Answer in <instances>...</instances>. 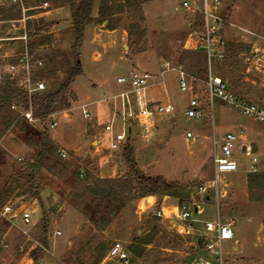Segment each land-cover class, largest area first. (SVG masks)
Masks as SVG:
<instances>
[{
  "label": "rangeland",
  "instance_id": "1",
  "mask_svg": "<svg viewBox=\"0 0 264 264\" xmlns=\"http://www.w3.org/2000/svg\"><path fill=\"white\" fill-rule=\"evenodd\" d=\"M180 1L150 0L141 8V21L132 8H125V0H95L92 22L85 25L80 40L82 75L66 92L69 109L55 112L43 121L28 123L19 116L22 104L11 101L10 105H16V110L10 108L9 112L14 120L6 131L0 127L3 132L0 137V212L7 204L21 205V210L31 211L32 220L28 227H23L19 220L11 225L0 218V264H94L98 247L104 249L105 254L100 264H125L107 257L111 246L118 243L127 249L137 238H147L154 231V225L158 230L155 242L146 251L153 248L165 232L167 246L155 249L160 253L159 259L166 261L161 264H191L193 259L204 255L202 249H197L198 240L204 237L203 224L215 223L217 216L223 225L232 222L234 231L231 240L222 242L225 263L264 264V202H249L245 183L253 165L255 173L264 171V125L220 101L214 102L213 126L206 118L193 121L185 117L189 99L203 97L205 92L206 64L204 68L192 50V43L187 42L188 35L201 25L200 13L181 9ZM220 1L221 9L217 13L229 21L223 29V39L228 44L250 45V50L236 58V61L240 59V65L235 73L218 75L213 64V76L226 83L240 101L264 108V0ZM196 3L201 8L202 0ZM37 5L36 0H22L20 19L0 22V68L11 61L5 59V55L19 51L24 43L7 39L25 34L31 50L42 59V73L50 71L44 81L47 89H53L64 82L73 64L71 47L75 35L71 12L69 7L54 6L48 10L44 5ZM0 7H3L1 1ZM100 7H112L114 15L109 21L115 30H108V23L100 22ZM58 9L61 10L55 11ZM29 13L32 14L28 17ZM38 19H43L49 29L40 34H28V21H32L33 29L38 27ZM164 63L172 67L182 65L191 76V91L180 93L176 75L166 72L163 96L170 99V103L165 104L173 107L172 115L155 117L146 126L132 123L130 135L117 149L111 150L112 140L121 132L118 124H113L112 135L104 131L112 116L106 99L119 90L116 79L132 70L158 76ZM4 80L5 75L0 70V86L4 85ZM105 87L113 91L109 93ZM85 104L89 119L82 116L81 107ZM54 121L57 126L51 128ZM21 123L34 132L30 136L37 145L40 143L38 134L43 133L57 150L65 152V159L56 151L51 161L72 164L68 171L53 174L37 167L38 149L24 140L25 135L18 128ZM1 124H4L3 117ZM240 130L244 135L239 137L238 144L248 145V154L234 151L239 171L220 175L218 193L210 194L209 201L198 197L196 186L213 178L212 138L220 141L227 133L239 134ZM187 132L193 135L192 140H185ZM127 146L133 149L136 171L144 176H161L184 187V202L198 222L194 232L185 233L178 222L177 198L170 197L171 205L167 207H176V212L165 217L160 202L143 205L139 200L126 197L122 209L118 210L121 203L100 202L99 197L84 192L96 179L129 175L130 170L122 158L123 148ZM253 157L257 159L256 164L251 162ZM86 171L90 172L91 179L84 187H78L77 181ZM157 211H161V218L147 224ZM173 234L182 237L174 240L180 244L179 249L173 248ZM43 236L46 246L38 240ZM156 258L155 252L150 262ZM141 263L142 259L128 257L126 264Z\"/></svg>",
  "mask_w": 264,
  "mask_h": 264
},
{
  "label": "built area",
  "instance_id": "2",
  "mask_svg": "<svg viewBox=\"0 0 264 264\" xmlns=\"http://www.w3.org/2000/svg\"><path fill=\"white\" fill-rule=\"evenodd\" d=\"M0 1L3 6H19L22 0ZM180 7L186 11H198L200 13V29L193 30L188 35L187 42L192 43L193 51L204 54L206 62V78L203 83L205 92L203 97L199 98V96H195L189 99L184 111L185 117L193 121H201L206 118L212 125L214 102L220 101L229 109L264 125V108L253 103L240 101L230 91L226 83L213 76L212 65L221 63L225 57L226 42L223 39V29L229 24V21L225 19L223 14L217 13L221 9V1L202 0L201 8H199L196 0H181ZM7 40L23 41L24 43L19 51L13 50L9 55H5V59H10L11 61L3 64L4 68L1 67L0 70L30 102L32 97L41 94L47 89L45 81L37 77V74L44 68L42 59L36 52L29 49L25 34ZM251 54H253V51H251ZM162 68L163 70L158 76L148 72L132 70L116 79V85L119 87V90L106 99V103H109L112 110V116L110 123L105 125L104 131L112 135L113 124H118L120 125L121 132L118 134L116 140H112L110 144L111 150L117 149L130 135L132 123L137 122L140 125L146 126L155 117L172 115V106L153 102L148 98V91L151 87L158 84L164 85L163 75L166 72H172L176 75L177 88L180 93L191 91V76L184 70L182 65L172 67L164 63ZM10 108L12 111H15L16 105L12 104ZM81 110L83 118L89 119L90 115L86 111V107H81ZM19 116L22 121L28 123L37 121L33 117L30 104L27 109H24L23 106L21 107ZM56 126L57 122L51 123V128H55ZM242 135H244V131L240 130L239 134L227 133L220 141L215 140L214 137L212 138L213 178L208 182L200 183L196 186V195L198 197L206 199L210 194L217 195L219 176L236 173L239 170L234 160V151L239 152L241 155L248 154V148L245 145L238 144V139ZM192 139L193 135L187 132L185 140L189 141ZM57 155L61 159L66 158L65 152L62 150H57ZM251 162L252 164H256L257 159L253 157ZM255 172L256 168L253 165L250 168V173ZM21 207V205L17 206L16 204L5 205L1 209L0 218L11 225H15V222L19 220L23 227H28L32 220V213L29 210H21ZM194 213H197L196 209H194ZM155 217L161 218V211H157ZM176 218L185 233L194 232V225L198 222L194 219V215L187 203L183 202L178 206ZM203 233L204 255L203 257L193 259L191 264H226L223 260L222 242L231 240L234 237L232 222L223 225L217 216L215 223L205 222L203 224ZM107 257L119 263L126 264L128 261L126 250L118 243L111 246Z\"/></svg>",
  "mask_w": 264,
  "mask_h": 264
},
{
  "label": "trees",
  "instance_id": "3",
  "mask_svg": "<svg viewBox=\"0 0 264 264\" xmlns=\"http://www.w3.org/2000/svg\"><path fill=\"white\" fill-rule=\"evenodd\" d=\"M149 1L150 0H125V5H127L125 6V8H132L133 14L138 16L141 21H143L141 8L143 4ZM36 2L38 4L37 6L44 5L46 6V9L50 7L54 9L56 6L69 7L75 35V42L71 47L73 64L69 69L68 75L66 76L63 83L58 84V86L53 89L48 87V89H46L41 94L32 97L30 102L24 94H22L14 87L9 78L5 76L4 85L0 86V118L3 117L4 119V124H1L0 127L4 128L3 132L10 127L14 120V118H11L9 116L11 101L14 100L20 102L24 109H27L28 105L30 104L34 119L43 121L55 112L69 109L70 104L68 102V99L66 98V92L69 86L74 82V80L82 75L79 53L80 40L83 37L85 25L92 22L91 12L95 0H36ZM103 2L106 3V1ZM122 8L123 7H121V10ZM111 9L112 7H100L98 16L100 22H107L108 30L113 31L116 29V27L110 25L109 19L114 15V11ZM30 14L32 13H29L28 17L30 16ZM20 16L21 12L18 5L0 7V22L10 23L12 21L19 20ZM31 22L28 21L27 23L26 31L28 32V34H30L31 32L40 34L49 29V25H46L43 19H38V27H34L33 29L31 28ZM195 29H200V25L196 26ZM142 31L144 32V29ZM129 34L132 35L131 33ZM28 46L31 50L30 45ZM225 49L226 52L224 60L221 63H215L214 65V70L218 73V75H232L233 73H235L236 67L240 65V59L236 61V58L239 54L248 52L250 50V45H235L233 43H226ZM195 54L199 58V60L203 62V66L205 68L206 62L204 54L200 52H195ZM223 68H226L227 71H224ZM42 71L37 74V77L39 79L45 80L47 78L46 75H49L50 71H46V74L42 73ZM18 128L20 129V132L25 135L24 140L30 145L37 147L38 152L35 156V163L39 169H45L53 174L68 171L67 169L70 168L72 164L67 162L63 163L51 161L57 151V148L46 137V135H44L43 133L38 134L40 143H38L37 145V142L34 141L30 136L34 132L27 129V126L22 123L18 125ZM3 132L0 131V137L3 135ZM122 158L130 170L129 175L122 178L96 179L93 185L85 187L84 192H89L93 196L99 197L100 202L110 200L113 203H121V205L118 206V210L122 209V202L126 197H129V200H140L151 196H167L179 199V205L184 202L183 197L185 196V189L178 182H168L161 176H144L136 171V165L133 160V149L130 146L123 148ZM90 179V172L86 171L83 178L77 181L78 187H84L86 183H89ZM246 183L249 202H264V172L249 173ZM37 200L38 202H40V199L38 197ZM148 221L149 222H147V224H150L151 221L153 223H156L157 218L151 217L148 219ZM103 223L105 225L106 221H104ZM156 229L157 227L154 225V231H152V233H150L147 238H137L134 243L130 244L128 248L125 249L129 258L135 260L142 259L143 263L141 264H161L166 262L163 259H159L158 255H160V253L158 250H155L161 248V246H167V244H165L164 242V240H166V238L168 237L165 232H163V236L160 237L162 241H157L153 248L146 251L147 247L151 246V244L155 242L158 231ZM44 230L45 231L43 234L46 235V228H44ZM172 238V242H174V240L181 239L182 237L180 235L173 234ZM38 240H40L42 245H47L44 236L42 239L38 238ZM174 244L175 245L173 248L179 249L181 247L178 242H174ZM197 244V249L203 250L202 239H199ZM103 250L104 249H102L101 247H98L95 250L96 260L94 264H100L101 261L105 258ZM155 252L158 259L156 258L154 261L150 262V258L152 255H154ZM167 261H171V259H168Z\"/></svg>",
  "mask_w": 264,
  "mask_h": 264
},
{
  "label": "crops",
  "instance_id": "4",
  "mask_svg": "<svg viewBox=\"0 0 264 264\" xmlns=\"http://www.w3.org/2000/svg\"><path fill=\"white\" fill-rule=\"evenodd\" d=\"M61 9H63V8H61ZM61 9H58V10H55V11H59V10H61ZM47 13H49V12H47ZM47 13H45V14H47ZM93 30H95L94 32H96L97 33V29L95 28V27H93ZM95 86V85H94ZM158 88L156 91H151L150 92V90L148 91V98H149V100H151V101H153V102H159V103H162V104H165V103H170V99H169V97L168 96H166V97H164L163 96V92H166V88H165V86H163V85H161V84H158V85H155V86H153L152 88H150V89H153V88ZM105 89L107 90V92H109V93H111V91H113V90H111V88H106L105 87ZM84 106H86V108H87V104H85ZM245 146L248 148V145H246L245 144ZM239 171V170H238ZM237 171V172H238ZM260 171V170H259ZM236 172V173H237ZM256 172H257V170H256ZM261 172H264V171H261ZM246 183V182H245ZM158 198H160V199H158ZM206 200L207 201H209L210 200V198H206ZM170 201H172V198H170V197H167V196H163V197H157V196H151V197H146V198H143V199H141V200H139V202L138 203H143V205L144 204H146V205H152V204H156L155 202H160V205H161V211H162V213H163V216H165V217H169L170 216V214H174L175 212H176V207H172V206H170V208L168 209L167 207L169 206V205H171V204H169V202ZM167 214L169 215V216H167Z\"/></svg>",
  "mask_w": 264,
  "mask_h": 264
}]
</instances>
